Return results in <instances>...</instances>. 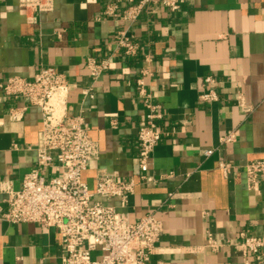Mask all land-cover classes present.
Returning a JSON list of instances; mask_svg holds the SVG:
<instances>
[{
	"label": "crops",
	"instance_id": "0c3cea01",
	"mask_svg": "<svg viewBox=\"0 0 264 264\" xmlns=\"http://www.w3.org/2000/svg\"><path fill=\"white\" fill-rule=\"evenodd\" d=\"M112 1L54 0L39 13L19 0H0V81L33 79L48 66L66 75L68 114L84 118L99 147L84 180L92 190L103 173L136 181L125 205L103 195L92 201L115 206L131 221L149 213L163 219L152 264H245L240 232L264 237V179L251 188L243 171L264 160V0H186L176 11L150 3L133 25L139 46L133 56L116 48L124 24L104 13ZM90 57L110 60L97 79ZM207 76L221 94L212 103L199 99ZM141 77L161 105L165 130L146 178L138 160L147 114ZM41 116L40 108L0 89V264H59L65 254L57 228L1 217L6 188H21L37 162ZM231 130L236 140L221 142ZM224 160L233 166L229 176ZM58 171L47 169V177ZM260 254L264 264V247Z\"/></svg>",
	"mask_w": 264,
	"mask_h": 264
},
{
	"label": "built area",
	"instance_id": "2783aa9c",
	"mask_svg": "<svg viewBox=\"0 0 264 264\" xmlns=\"http://www.w3.org/2000/svg\"><path fill=\"white\" fill-rule=\"evenodd\" d=\"M127 1V4L124 2ZM28 12L51 10L54 0H19ZM159 2L163 7L176 11L186 0H113L105 14L123 22L117 32L116 48L128 56L138 52L139 46L132 33L134 23L150 3ZM87 67L93 78L110 67V60L87 59ZM143 75L149 74L144 68ZM138 93L147 107L145 120L138 130L139 166L146 173L151 167L152 152L165 134L161 125L164 114L147 91L145 79L137 80ZM5 94L24 98L30 105L40 108L42 128L39 133L37 162L24 175L22 187L6 188L7 208L1 217L9 223L33 222L57 228L65 254L59 264H152L156 243L163 230V219L149 213L136 221L113 205L92 201L94 196L119 197L123 205L134 193L133 178H119L117 174L103 173L96 178L92 190L83 173L99 154L98 144L92 139L89 127L82 116L68 114V97L71 84L63 72L53 66L43 68L33 79L12 76L0 81ZM88 93V90H86ZM91 96L93 94L91 93ZM216 80L207 76L201 86L199 99L205 103L218 101ZM236 132L231 130L221 136V142H233ZM212 149L206 151L207 155ZM220 167L229 176L232 164L221 161ZM59 171L47 177V169ZM251 188H257L264 179V160L250 161L243 166ZM245 264H261L264 237L240 232ZM209 245L217 249L219 244L209 237ZM157 264H169L159 261Z\"/></svg>",
	"mask_w": 264,
	"mask_h": 264
}]
</instances>
